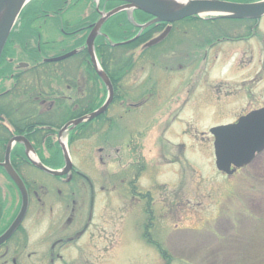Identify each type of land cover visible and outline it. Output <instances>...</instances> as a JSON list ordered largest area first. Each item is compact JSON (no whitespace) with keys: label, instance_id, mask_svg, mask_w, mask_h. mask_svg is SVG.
<instances>
[{"label":"rangeland","instance_id":"obj_1","mask_svg":"<svg viewBox=\"0 0 264 264\" xmlns=\"http://www.w3.org/2000/svg\"><path fill=\"white\" fill-rule=\"evenodd\" d=\"M35 4L29 9L36 8ZM91 6L98 9L95 1L68 9V25L76 26L84 14L92 15ZM53 27L51 21L42 28L43 40L49 42L50 36L69 43L71 38L57 34ZM203 30L201 26L196 29ZM254 30L246 40H222L212 48L190 49L187 58L177 54L173 59L170 50H165L169 42L145 47L146 40L135 48H118L126 51V84H142V92L153 96L138 109L127 106L136 104L133 100L125 108L118 103L108 106L114 111L112 120L116 122L118 114L122 119L120 130L109 132L106 145L97 133L90 140L83 136L69 149L62 137V152L90 178L91 188L86 182L81 184L84 196L75 201L79 215L69 228L77 232L85 224L86 233L62 252L61 263L54 264H264V150L228 176L215 167L214 140L209 133L264 106V16ZM69 46L64 41L43 58L62 54ZM118 49H113L112 58L123 51ZM89 121L71 126L79 131L90 127ZM96 127L92 124L93 130ZM111 143L124 155L121 164L111 154ZM133 143H138L139 155L132 150ZM29 154L32 159L33 153ZM99 156L105 157L107 166L86 162L87 157L96 160ZM124 164L129 173L139 172L138 182L128 179L122 184V179L133 177L123 178L120 165ZM104 171L108 172L105 185ZM3 185L0 178V190L6 189ZM88 207L92 210L89 222ZM33 208L22 224L29 235L28 252L35 254L28 264H38L34 260L42 248L37 242L50 221L46 217L40 222Z\"/></svg>","mask_w":264,"mask_h":264},{"label":"flooded vegetation","instance_id":"obj_2","mask_svg":"<svg viewBox=\"0 0 264 264\" xmlns=\"http://www.w3.org/2000/svg\"><path fill=\"white\" fill-rule=\"evenodd\" d=\"M33 1L27 4L22 11L30 6ZM37 3L38 7L39 2ZM122 5L123 3L117 4L111 10ZM104 8L105 5L99 11H104ZM99 11L95 10L96 18L93 21L90 19L92 15L84 14L82 31L87 29H89L88 33L91 31L101 17ZM20 14L11 31V33L14 32L13 37L24 36L27 32H30L35 37L36 44L23 48L14 43L9 44L5 57L7 62L6 69L3 72L0 71L1 76L7 75L4 84L2 78H0V107L7 108L4 111L0 110V178H2L3 186L6 188L0 190V237L10 227L21 207L20 192L1 166L5 160L7 146L14 138L20 139L13 143L8 160L13 171L18 175L25 187L27 210L16 231L0 244V264H28L29 259L34 258L35 254L30 255V252H28L29 235L26 229L22 227L31 206H34L33 209L38 218H40V222L41 219L46 217L50 220L49 224L44 225L41 230L37 245L42 248V254L40 252L38 260H34V262L38 264L61 263L64 257L62 252L71 243L77 242L79 235L82 236L86 233V230L84 231L85 224L77 232H72V229L69 228L73 227V223L79 215L75 201L77 196H84V194L80 193L81 184L86 182L89 186L90 178L82 174L72 163L71 168L64 175H50L33 164L34 161L29 153H33L41 166L52 171H63L65 168V155L62 152L63 143L61 142L63 136L67 140L65 145L69 149H72L73 144L82 141L84 139L83 136L86 135V140H90L94 139L97 133L101 134L102 144L106 145L109 132L111 129L120 130V120L122 119L121 114H118L116 122L112 120L111 117L114 111H110L109 107L114 103H118L119 108H125L126 103L133 100L136 101V104L127 106L138 109L144 106L147 101L149 102L153 95L147 94L145 91L142 92V84H126L128 70L125 68L126 63L124 60L127 56H123L126 54L124 49H118V51H123L114 58L111 56L113 53H111L110 49L107 50V53H103L101 58L95 53L99 70L107 77L112 94L91 63L85 47H83V51L87 56L86 61L84 60L83 62L81 60V62L66 64L54 63L53 73L42 72V65L49 63H44L43 58L41 60V9H28L26 15L28 20L26 21L29 23V29L27 31L20 29L21 25L18 23ZM63 19L65 20V18ZM259 20H213L194 16L169 24L154 22L153 17L150 16V19L144 24L135 23L138 28L135 36L138 34L137 39L140 38L147 28L154 26L159 31L154 33L148 40L150 41L160 36L168 28L166 36L158 44L169 42L165 50H170L173 59L178 58L177 54L187 58L188 54H190V49L204 46L212 48L215 45H219L222 40L238 42L241 39H248L254 33ZM148 23H150L149 26L141 31L140 26ZM200 26L204 30L196 31ZM237 26L245 27V29L237 31ZM143 45L141 49H143ZM148 49L145 48L144 50ZM149 51L151 50L149 49ZM78 52L79 50H77L76 54ZM202 60L206 62V55H204ZM45 75L49 76V80L45 79ZM57 78L67 80V82L54 84L53 82ZM62 85L64 90L59 88ZM109 97L111 98V104L108 109L87 122L90 127L85 126L78 131L76 130L77 127L70 125L63 130L72 121L93 113ZM92 124H97L95 130H93ZM27 146L31 148L28 151L26 150ZM111 146V154L113 151L116 156H114L115 159L118 158V163L124 162V155L119 154V148L115 149L113 144ZM127 147L131 148L128 144ZM137 148H139L138 143H133L132 150L135 151L136 155H139L140 151H137ZM97 149L99 151L103 150L101 147ZM67 156L70 160L69 155ZM109 156L110 154L106 155V157ZM90 157L86 158L87 163H91L94 160L92 165L107 166L103 159L105 157L99 156L96 160H91ZM120 166L123 167V178L131 174L125 164ZM32 172L37 175H33ZM137 174L139 172H135L134 175L131 174L133 177L122 179V184H126L128 179H130L129 182L132 180L134 182L137 181L139 179ZM106 180H108V172L104 171L102 173L104 185ZM89 188L91 187L89 186ZM90 193L92 194V191ZM13 202H15L14 206ZM47 204L48 207L46 206ZM86 218L88 222L92 218V210L89 207L87 208Z\"/></svg>","mask_w":264,"mask_h":264},{"label":"water","instance_id":"obj_3","mask_svg":"<svg viewBox=\"0 0 264 264\" xmlns=\"http://www.w3.org/2000/svg\"><path fill=\"white\" fill-rule=\"evenodd\" d=\"M32 0H0V56L2 50L6 44V41L10 35V32L18 18V15L22 9ZM99 2L100 0H93ZM123 3L122 6L109 11L101 16L99 21L92 27L90 33L85 40V48L90 57L91 63L98 71L103 83L110 88L107 77L99 70L97 61L94 55V41L99 35V30L102 24L113 15L126 11L131 17L134 10L141 11L149 16H152L154 22L161 23H175L177 21L189 18V17H215L221 19L230 20H259L264 16V0H260L252 3H233L221 0H186L182 5H172L171 0H107ZM150 23L140 26V30H144ZM168 28L157 38L149 41L145 44V47H151L159 43L167 34ZM138 35L124 43L115 44L113 46L126 45L137 39ZM75 52L45 59L44 62L52 63L59 62L74 55ZM112 94V93H111ZM111 102L109 97L104 104L91 113L88 116L82 117L78 120H74L67 124L63 130L68 126H76L81 124L85 120H91L103 113ZM209 133L213 136V150L215 158L216 169L226 175H232L237 169L249 164L256 154L264 150V107L258 110H253L246 115L240 117L236 123L218 126L211 128ZM20 138H14L5 152V160L1 165L7 175L17 186L21 195V207L18 215L6 230V232L0 237V244L7 240L17 227L22 222L26 210H27V194L25 187L13 171L9 164V153L12 145L15 141H19ZM31 148L27 146L26 150ZM65 155V168L63 171L49 170L36 161L33 164L50 175H64L71 168V162L66 154Z\"/></svg>","mask_w":264,"mask_h":264},{"label":"trees","instance_id":"obj_4","mask_svg":"<svg viewBox=\"0 0 264 264\" xmlns=\"http://www.w3.org/2000/svg\"><path fill=\"white\" fill-rule=\"evenodd\" d=\"M40 1L35 0L32 3L39 2V6L38 7L36 6V8L41 9V30L44 26L51 24V21H52V25L54 26L53 28L56 30L57 34L60 32V33H63V35L67 37L69 36L71 38L69 43H67L65 39H62L61 41H55L54 38L56 37L53 38V37L47 36V38L49 37L51 38V40L49 42H45L43 40L44 36L41 34V60L43 57L48 56V53H51V51L54 50L56 46H58L61 43H64L65 41L67 45L68 44L70 45L69 49L66 50L65 52L73 50V49L79 50V52L78 54L69 58L68 62L67 60H65L66 62L62 61L57 64L70 63V62H81V60H83V62L84 60L86 61L87 56L85 52L83 51V47H84V42H85L89 29L82 31L81 27L84 25V23H82L83 20L75 22L76 26L71 27L68 25L69 21H67V18L65 17L68 16L67 15V13L69 12L68 9H71L73 5H77L78 3L86 2V1L90 2V0H40ZM221 1H228V2H233V3H252V2H257L260 0H221ZM100 2H101L100 8L105 5L104 10L106 11L111 10L115 5L119 4L117 2L103 1V0ZM91 7L93 9V14H92V18L90 19H92L93 21L96 18V12L93 6ZM28 9H29V6L21 12L19 22H18L21 25L20 29H23L26 31L29 29V23L28 21H26L28 20V18L26 17L28 13ZM62 16H64L63 18L66 19V20L61 21L65 23L64 25H62L63 23H61L59 20V19H62ZM49 17H51L50 19L51 21H48L47 23H45L44 20H46ZM149 19H150L149 15L143 12H140V11H134L133 16H132V21L128 19V16L125 12H121L109 18L101 28V36L97 37V39L94 42V48H95L96 55L99 56V58H101L102 54L107 53L108 49H110L111 53H113L112 51H114L113 49L115 48L118 49V48L125 47V48L131 49V48H135L141 45L142 43H144V41L149 40L154 35V33L159 31L158 28H155L154 26L147 28L140 36V39L138 40V42H133L128 45H123V46H119L115 48H113L112 46L114 44H119V43L132 39L135 36V34L138 32V28L134 26V23L144 24ZM13 33L10 34L7 40V43L3 49L2 55L0 57V71L1 72H3L6 69L7 62L5 61V57H6V50L9 44L14 43L15 45L21 48L31 47V43L36 40L33 34H31L30 32H27V34H25L24 36L22 35V36H17V37H13ZM80 35H82L80 38H76L77 36H80ZM58 55L60 54H54V56H58ZM42 67H43L42 72H45V73L54 72L53 64H43ZM6 77L7 75H4V76L0 75V78H2V81H3V84L5 83ZM48 77H49L48 75H45V79L49 80ZM66 82L67 80L65 81L64 79L57 78L53 83L54 84H64ZM59 88L64 90L63 85ZM0 110L4 111V110H7V108L0 107Z\"/></svg>","mask_w":264,"mask_h":264},{"label":"bare ground","instance_id":"obj_5","mask_svg":"<svg viewBox=\"0 0 264 264\" xmlns=\"http://www.w3.org/2000/svg\"><path fill=\"white\" fill-rule=\"evenodd\" d=\"M170 2H171L172 5L175 6V5H182V4H184V3L186 2V0H171ZM100 3H101V2L99 1V2L97 3V6H98V9L101 10V9H103L104 6L100 8ZM35 6H37V4H35ZM32 159H33V161H34L35 163H37V162H36L37 160H36V157H35V156L32 155Z\"/></svg>","mask_w":264,"mask_h":264}]
</instances>
